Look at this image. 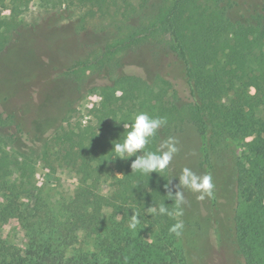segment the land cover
I'll list each match as a JSON object with an SVG mask.
<instances>
[{
  "label": "rangeland",
  "instance_id": "rangeland-1",
  "mask_svg": "<svg viewBox=\"0 0 264 264\" xmlns=\"http://www.w3.org/2000/svg\"><path fill=\"white\" fill-rule=\"evenodd\" d=\"M141 1L127 0L134 6ZM163 1L155 0L156 4ZM238 1L241 7L261 12L262 3L257 0ZM153 2L150 0L148 4ZM117 3L100 12L76 0L74 17L67 20H60L56 10L41 0H29L15 19L10 10L0 7L1 21L14 26L7 47L0 53V113L11 109L17 114V118L0 123V157L3 153L9 157L8 176L0 177V247L32 253L30 237L38 232L42 216L57 218L56 224L65 223L66 207L85 203L84 189L69 166V155L56 139V129L62 119H65L63 126L69 129L77 124L95 123L92 110L101 101L99 86L104 81L100 76L89 80L90 71L72 73L70 69L77 61L101 56L124 12L121 1ZM25 34L29 35L26 41L20 36ZM172 58L170 49L150 41L117 53L113 61L117 73L152 81L158 72L171 71ZM31 66L33 71L29 72L26 68ZM253 75L249 91L251 95L260 92L264 101V71ZM78 77L88 82L81 90L76 89L75 78ZM58 78L60 86L56 83ZM16 87L20 91L16 92ZM19 92H22L21 100ZM164 101L171 100L167 96ZM21 103L24 113L19 109ZM51 113L54 117L47 128L30 122L31 118L42 120ZM259 115L264 116V113L260 111ZM159 117L167 118L169 136L179 140L180 151L170 164V179L178 177L184 167L198 174L211 172L214 196L198 200L199 193L184 190L187 202L183 217L173 215L155 221V215L139 205L145 194L160 188L161 176L157 173L143 175L137 185L127 187L123 193L122 213L114 215L112 209L105 207V225L99 233L89 236L79 232L77 243L70 246L65 255L82 257L86 264H240L235 238L237 226L243 229L257 263L264 264V200H249L255 161L252 148L257 146L252 142L257 141L258 136L219 140L206 160L204 139L191 123L185 122L181 129L175 130L179 115L169 106ZM20 121L27 133L29 129L33 132L27 134V139L13 138L15 125ZM259 139L264 140V136L260 135ZM238 160L247 168L242 187L236 181ZM22 163L27 173L24 177ZM178 183V178L172 180V185ZM110 191L107 181L101 182L96 190L103 196H108ZM236 208L238 221L234 218ZM133 213L141 218L135 230L128 227ZM178 220L184 222L179 238L169 232ZM45 225L47 228V222Z\"/></svg>",
  "mask_w": 264,
  "mask_h": 264
},
{
  "label": "trees",
  "instance_id": "trees-1",
  "mask_svg": "<svg viewBox=\"0 0 264 264\" xmlns=\"http://www.w3.org/2000/svg\"><path fill=\"white\" fill-rule=\"evenodd\" d=\"M28 1L0 0V7L10 10L11 17L15 19L22 12V7L28 6ZM41 1L50 4L60 20L74 17L76 0ZM120 1L124 12L101 56L77 61L70 69L72 73L90 71L89 80L100 76L104 81L99 86L101 101L92 110L95 123L87 126L77 124L69 129L63 126L65 119H62L56 129V139L69 155V166L84 189L85 203L68 205L65 223L56 224L59 222L57 218L42 216L38 232L30 237L34 251L23 253L13 247H0V264H86L82 257L65 255L68 248L77 243V234L81 231L89 236L98 234L105 225V207L112 209L114 215L122 213L123 193L127 187L137 185L143 176L132 172L131 163L135 156L128 160H112L111 152L112 142L120 137L122 141L128 131L123 123L131 124L139 112L159 117L167 106L176 111L179 120L175 130L181 129L185 122L191 123L204 139L206 160L219 140L235 141L258 136L257 141L252 142L257 146L252 148L255 161L249 200H264V140L259 139L260 135L264 136V116L259 115L260 111L264 113V101L260 92L251 95L249 91L255 78L253 73L264 71V0H257L262 3L261 12L241 7L238 0H164L158 4L155 0L152 4H148L150 0H142L138 6L127 0H78L79 3H87L91 10L100 12L109 6H117ZM13 27L0 19V53L7 47ZM20 36L25 41L29 38L27 34ZM150 41H157L173 52L171 71L158 72L152 81L117 73L113 61L117 53ZM26 69L33 71L32 66ZM57 80L60 86L61 79ZM75 84L76 89L81 90L88 82L78 77ZM15 91H20L19 87ZM21 93L18 95L20 100ZM167 96L170 102L164 101ZM19 109L25 112L22 103ZM52 117L53 113L42 120L30 117V122L47 128ZM14 118L17 114L11 109L0 113V123ZM15 128V139H27V134H33L30 129L27 133L22 121ZM170 131L169 127L162 128L148 145L149 150L156 151ZM8 158L6 153L0 157V177L8 176ZM20 168L24 177L27 173H24L23 163ZM246 170L245 164L238 160L236 181L239 187L245 184ZM159 175L160 188L143 196L139 205L142 210L161 204H166L170 211L174 208V202L166 196L169 169ZM105 181L111 187L108 196L96 192L100 183ZM168 217L155 215L154 220ZM234 218L239 220L238 208ZM243 232L236 226L240 264H258Z\"/></svg>",
  "mask_w": 264,
  "mask_h": 264
},
{
  "label": "clouds",
  "instance_id": "clouds-1",
  "mask_svg": "<svg viewBox=\"0 0 264 264\" xmlns=\"http://www.w3.org/2000/svg\"><path fill=\"white\" fill-rule=\"evenodd\" d=\"M168 124L165 117H154L147 112H139L135 115L134 121L123 123L124 129L128 131L117 141H113L112 160H128L135 156L131 163L132 172H137L141 175L150 176L152 173H161L170 168V164L179 153V140L174 136H169L162 140L156 149L151 151L148 145L155 138L158 132ZM138 153H142L138 155ZM178 178L179 183L172 185V180ZM167 197L174 202V209L169 210L166 204H161L158 209L155 206L146 208V212L159 216L183 217L184 205L186 198L184 190L192 193H199L198 200L212 198L214 196L215 185L210 174H198L189 167H184L178 177H172L168 184ZM173 188L175 191L173 192ZM141 223V218L138 214L133 213L130 216L128 227L135 230ZM184 230L183 220H178L169 228V232L175 234L176 237H181Z\"/></svg>",
  "mask_w": 264,
  "mask_h": 264
}]
</instances>
